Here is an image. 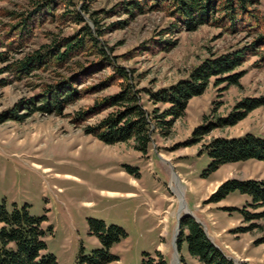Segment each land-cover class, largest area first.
<instances>
[{
  "label": "rangeland",
  "instance_id": "obj_1",
  "mask_svg": "<svg viewBox=\"0 0 264 264\" xmlns=\"http://www.w3.org/2000/svg\"><path fill=\"white\" fill-rule=\"evenodd\" d=\"M123 1L75 0L69 10L77 11L84 23L61 27L44 17L24 52L47 44L48 34L60 32L67 37L84 25L94 29L92 17L82 11L84 4L107 30L102 40L113 49L117 64L133 71L139 88L155 92L187 79L202 62L249 45L256 37L246 32L230 34L207 24L192 32L167 33L171 17L162 11L129 17L116 11ZM16 5L28 8L26 0H5L0 2V9L10 10ZM259 9L264 12V0ZM7 24L6 19H0V32H7ZM163 41L172 47L162 51L157 43ZM256 53L232 72H243L238 85L222 82L216 86L217 78H211L203 94L188 102L169 138L163 139L154 131L146 154L134 150L132 142L104 145L84 133L86 126H93L110 110L74 124L76 112L118 91L116 86L91 90L111 74V69L97 71L80 82L76 89L82 93L81 99L68 105L61 116L36 112L21 122L0 124V205L7 210L13 204L17 208L26 205L32 217L46 216L45 226L53 230L45 238L47 252L57 264H74L80 247L85 253L99 247L88 235L87 219L116 225L127 234L112 248L119 258L113 264H140L142 253L155 251L168 264H200L187 254L185 244L180 250L176 246L177 218L185 211L192 213L209 240L234 263L264 264V219L247 223L239 214L248 197L233 192L218 203H206L227 180L264 181V163L227 164L203 178L209 160L202 151L215 138L246 133L264 137V106L235 126L215 129L196 145H185L195 128L226 117L241 101L264 100V63L260 58L264 47ZM89 60L79 59L81 63ZM3 67L5 64L0 63V69ZM38 76L39 80L14 81L0 88V115L37 92L30 84L55 79L50 73ZM6 78L12 79L8 73L0 74V79ZM142 104L147 111L152 109L146 97ZM26 112L20 109L19 114Z\"/></svg>",
  "mask_w": 264,
  "mask_h": 264
},
{
  "label": "trees",
  "instance_id": "obj_2",
  "mask_svg": "<svg viewBox=\"0 0 264 264\" xmlns=\"http://www.w3.org/2000/svg\"><path fill=\"white\" fill-rule=\"evenodd\" d=\"M2 1L5 0H0ZM74 1L26 0L27 9L19 5L10 10L0 9V19L9 22L4 25L8 28L7 32H0V63L5 64L0 69V74L8 73L12 78L0 79V88L14 81L32 78L39 80L38 75L43 72L50 73L55 78L30 84L33 91L38 89L37 92L1 114L0 124L7 121L21 122L36 112L61 116L68 105L81 99L82 93L76 89L80 82L97 71L111 69V74L91 90L116 86L118 91L96 101L86 110L76 112L74 124H81L110 110L96 124L86 126L84 133L104 145L132 142L134 150L146 154L154 131L163 139L169 138L174 122L184 116L192 98L203 94L211 78H217L216 86L222 82L229 86L238 85L243 72H232L246 61L247 56L256 55L264 47V12L259 9L262 0H126L117 5L118 13L134 17L162 11L173 20L165 30L167 33L180 30L192 32L207 24L230 34L246 32L255 34L256 37L249 45L202 62L187 79L155 92L139 88L134 81L133 71L117 64L113 49L102 40L108 33L107 30L84 4L82 11L92 17L94 29L84 25L67 37L61 36L60 32L48 34L47 44L24 52L35 37L38 25L45 22L44 17L61 27L69 23H84L77 11L69 10ZM122 24L118 23L119 26ZM157 44H160L162 51L172 47L167 41ZM81 58L85 61L92 60L81 63ZM260 58L264 63V53ZM224 75L227 76L221 78ZM143 97L152 105L150 111L144 108ZM158 105H165V108ZM261 106H264L262 99L241 101L226 117H216L213 122L195 128L185 145H196L215 129L235 126L248 113ZM20 109L27 112L19 114ZM202 151L209 160L203 174L205 178L227 164L247 161L264 163V137L246 133L234 138H215L204 145ZM129 171L136 175L135 171ZM233 192L249 199L244 208L239 210L244 221L251 223L264 219L263 180H227L220 184L206 203H218ZM46 222L45 215L32 217L26 205L17 208L13 204L10 210L4 204L0 205V264H57L56 258L47 252L45 238L53 230L50 226H45ZM248 230L250 228L241 231ZM87 232L98 241L99 247L88 253L80 247L74 264H113L119 260L112 248L126 239L127 234L122 228L106 225L101 220L87 219ZM183 244L187 254L200 264H236L209 240L195 218L184 214L178 220L176 246L180 250ZM140 264L168 263L159 251H155L153 254L142 253Z\"/></svg>",
  "mask_w": 264,
  "mask_h": 264
},
{
  "label": "water",
  "instance_id": "obj_3",
  "mask_svg": "<svg viewBox=\"0 0 264 264\" xmlns=\"http://www.w3.org/2000/svg\"><path fill=\"white\" fill-rule=\"evenodd\" d=\"M184 215H190L194 218V216L192 215V213L190 211H185L184 212ZM179 220V217L177 218V221ZM178 233V222H177V225H176V234Z\"/></svg>",
  "mask_w": 264,
  "mask_h": 264
},
{
  "label": "crops",
  "instance_id": "obj_4",
  "mask_svg": "<svg viewBox=\"0 0 264 264\" xmlns=\"http://www.w3.org/2000/svg\"><path fill=\"white\" fill-rule=\"evenodd\" d=\"M131 193H126V195H130Z\"/></svg>",
  "mask_w": 264,
  "mask_h": 264
},
{
  "label": "bare ground",
  "instance_id": "obj_5",
  "mask_svg": "<svg viewBox=\"0 0 264 264\" xmlns=\"http://www.w3.org/2000/svg\"><path fill=\"white\" fill-rule=\"evenodd\" d=\"M178 187V186H177ZM180 193H182V191L180 192ZM180 195V194H179Z\"/></svg>",
  "mask_w": 264,
  "mask_h": 264
}]
</instances>
